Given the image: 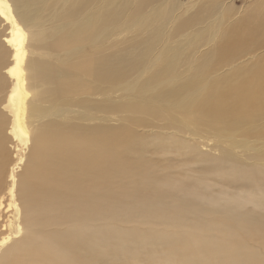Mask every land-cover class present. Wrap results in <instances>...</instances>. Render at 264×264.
<instances>
[{
    "label": "rangeland",
    "instance_id": "1",
    "mask_svg": "<svg viewBox=\"0 0 264 264\" xmlns=\"http://www.w3.org/2000/svg\"><path fill=\"white\" fill-rule=\"evenodd\" d=\"M12 7L31 44L34 90L107 111L96 128L68 123L61 139L93 165L73 170L62 155L56 186L29 208L42 264H264V147L240 146L264 143V110H196L184 113L186 122L171 104L216 77L257 87L249 101L264 103V0H12ZM8 57L0 43V64ZM173 78L179 82L166 89Z\"/></svg>",
    "mask_w": 264,
    "mask_h": 264
},
{
    "label": "bare ground",
    "instance_id": "2",
    "mask_svg": "<svg viewBox=\"0 0 264 264\" xmlns=\"http://www.w3.org/2000/svg\"><path fill=\"white\" fill-rule=\"evenodd\" d=\"M20 23L12 0H0V43L9 54L0 64V71L4 70L7 79L6 83L0 81V264H42L45 255L40 252L43 239L29 228V208L31 204L43 205L56 186L58 173L55 169L62 155L64 160L74 165L73 170L93 165L92 160L84 161L87 158L85 152L77 150L74 153L73 146L66 148L60 144L61 139L67 135L68 123L82 121L86 127L96 128L103 124L98 122L107 119V111L103 106L70 105L51 94L34 90L33 83L28 80L26 66V54L32 53L31 44H27L20 31L22 26L26 31ZM177 82L179 79L173 78L162 85L169 90ZM224 82L221 77H216L192 84L184 97L171 103L178 110V118L187 122L184 113L196 110L202 113H242L245 112L243 108L248 109L252 105L257 106L258 111L264 110V103L249 101L258 99V94L249 95L257 87H240L234 81L224 86ZM261 89L264 90V84ZM71 113L75 114L73 119L68 117ZM6 123L8 127L3 130L2 124ZM189 135L194 138L191 131ZM8 138L14 141L10 146L11 151L15 148L13 158L8 153ZM47 142L50 145H45L47 149H44L42 145ZM240 146L247 151H256L264 147V143L243 142ZM100 163L99 160L97 165ZM21 181L23 186L20 187ZM73 181L74 186L78 185L77 180ZM18 213L22 218L21 236H16Z\"/></svg>",
    "mask_w": 264,
    "mask_h": 264
}]
</instances>
